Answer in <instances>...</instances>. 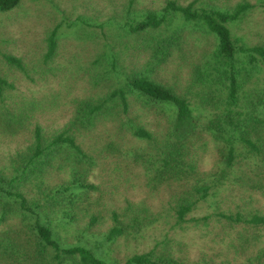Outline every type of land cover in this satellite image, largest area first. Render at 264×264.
Instances as JSON below:
<instances>
[{
  "label": "trees",
  "instance_id": "1",
  "mask_svg": "<svg viewBox=\"0 0 264 264\" xmlns=\"http://www.w3.org/2000/svg\"><path fill=\"white\" fill-rule=\"evenodd\" d=\"M234 1L143 11L127 0L121 19L58 24L45 37V66L77 26L117 32L109 41L102 31L90 66L80 61L90 46L78 44L67 69L75 97L21 95L0 73V264H264V44L233 34L264 0ZM22 2L0 0V13ZM3 58L36 80L24 58ZM48 71L42 80L54 81ZM65 106L70 120L53 129ZM139 190L147 200L131 193ZM210 200L223 225L212 259L180 257L167 238L124 252L163 220L185 225Z\"/></svg>",
  "mask_w": 264,
  "mask_h": 264
},
{
  "label": "rangeland",
  "instance_id": "2",
  "mask_svg": "<svg viewBox=\"0 0 264 264\" xmlns=\"http://www.w3.org/2000/svg\"><path fill=\"white\" fill-rule=\"evenodd\" d=\"M195 0H180L182 3H188ZM241 0H235L237 3ZM167 0H137L135 8L143 11L161 10L165 7ZM252 4L256 0H251ZM127 4V0H23L21 6L9 13H0V73L5 76L10 82H15L18 94L26 96H38L42 92L47 91L51 93L62 92L69 93L74 97L77 95L76 85L70 82L74 80L69 79L67 72L70 66L69 60L73 58V54L78 53V44H82V39L85 42L82 45L88 44L90 48L84 52V56L80 59L83 66H90L96 55L102 51L101 46L104 45V36L102 31L108 34L109 41H116V30L110 31L108 27H99L84 25L77 26L69 30L70 37L60 42V54L55 56L52 64L45 66L44 56L46 54L45 37L47 33L52 32L58 24H75L78 19L86 17L92 22L104 23L107 20L116 17L121 19L123 16L122 6ZM47 29V31H45ZM114 33V34H113ZM112 34V37H111ZM233 34L239 37H244L251 44H264V7L260 5L257 7L249 21H246L242 26L233 30ZM103 36V37H102ZM143 40H141L142 42ZM118 42V41H117ZM133 42V41H132ZM70 47V53L67 49ZM103 48V47H102ZM12 53L16 56L25 59L26 65L32 72L29 74L35 77L32 80L25 76L22 72L9 66L4 60L3 54ZM75 61V60H74ZM34 68V69H33ZM47 76L55 78L50 82L42 80V73L47 72ZM54 73V76H53ZM75 78L76 74L72 73ZM48 77V78H49ZM74 79V77H73ZM70 80V81H69ZM70 101V98L68 99ZM68 106L62 108L58 112L55 119L48 124L52 128L59 129L70 120V114L67 111ZM136 142H131L135 144ZM142 173V171H141ZM246 191L247 188L242 189ZM135 194V198L140 201L147 200L146 195L139 191L131 192ZM130 193H126L129 195ZM264 209V197H258ZM219 200V198L217 199ZM233 202L221 204L222 210L228 211ZM216 200L201 202L197 208L188 215L190 220L185 225H175V219L156 224L144 231V234L138 240H132L124 250L129 256L134 253H141L148 251L155 246L158 241L164 238L169 239V244L174 251L181 250L180 257L187 255V259L197 262L205 254L212 259L222 251V247L218 246L217 250H213L215 245L213 240H217V233L222 229V223L216 222L218 218L214 216ZM113 201L110 202L112 205ZM153 203V202H152ZM156 213L170 212L168 207L164 209L166 202L159 206L153 203ZM160 207V208H159ZM158 208V209H157ZM157 209V210H156ZM163 214V216H165ZM210 216L208 225H204L202 220L204 217ZM200 221L198 224L197 222ZM233 258V256H232ZM245 258H237L234 264H241L245 262Z\"/></svg>",
  "mask_w": 264,
  "mask_h": 264
}]
</instances>
